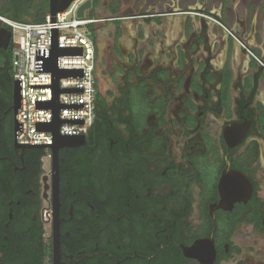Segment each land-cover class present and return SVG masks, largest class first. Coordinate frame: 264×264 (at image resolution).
Listing matches in <instances>:
<instances>
[{
  "label": "flooded vegetation",
  "instance_id": "1",
  "mask_svg": "<svg viewBox=\"0 0 264 264\" xmlns=\"http://www.w3.org/2000/svg\"><path fill=\"white\" fill-rule=\"evenodd\" d=\"M93 8L85 137L0 119V264H264V0Z\"/></svg>",
  "mask_w": 264,
  "mask_h": 264
},
{
  "label": "built area",
  "instance_id": "2",
  "mask_svg": "<svg viewBox=\"0 0 264 264\" xmlns=\"http://www.w3.org/2000/svg\"><path fill=\"white\" fill-rule=\"evenodd\" d=\"M89 0H73L68 8L53 18L50 13L40 23L21 22L0 16L3 26L12 32L15 80L19 81L21 103L16 118L17 142L21 145H45L54 141L51 130L40 125L59 124L65 136L87 133L95 119V44L90 25L98 19L79 17V8ZM57 31L59 48H81L82 52L62 54L57 58L59 70L80 71L77 76L61 77L59 87L71 89L55 95L54 72L47 69ZM44 104L39 106V104Z\"/></svg>",
  "mask_w": 264,
  "mask_h": 264
},
{
  "label": "water",
  "instance_id": "3",
  "mask_svg": "<svg viewBox=\"0 0 264 264\" xmlns=\"http://www.w3.org/2000/svg\"><path fill=\"white\" fill-rule=\"evenodd\" d=\"M73 0H49V13L50 15L55 18L56 14L58 12H62L68 8V6L71 4ZM93 8V0L87 1L85 4H83L78 11V16L79 17H84L85 16V10H89ZM12 39V32L4 27H0V48L7 49L10 46ZM81 53L82 49L81 48H59L57 46V31L54 32V45L52 49V55L51 58L49 59L47 69L52 70L55 75L56 79V85H55V95L56 98H58L59 94L63 91H72L71 89H62L59 87L58 80L61 77H67V76H77L80 74V71H73V70H68V71H63L59 70L57 68V58L59 55L62 54H75V53ZM13 103H12V109L15 115V120H14V132H15V146L16 147H22V148H38V149H44L47 146L45 145H28L24 146L21 145L17 142L16 138V132L18 129V122H17V112L20 107L21 103V93H20V85L18 80H14L13 83ZM44 104H39V106H43ZM61 121H57L55 124H50V125H40L39 128L41 130H51L54 133V141L51 145L48 147L51 149L53 159H54V165H56V162L58 163V148L61 146H70L74 145L75 142H80L85 135H79V136H65L61 135L59 132V124Z\"/></svg>",
  "mask_w": 264,
  "mask_h": 264
},
{
  "label": "trees",
  "instance_id": "4",
  "mask_svg": "<svg viewBox=\"0 0 264 264\" xmlns=\"http://www.w3.org/2000/svg\"><path fill=\"white\" fill-rule=\"evenodd\" d=\"M48 14L49 0H0V16L12 20L40 23L46 20ZM0 26H3L1 20ZM14 73V43L11 41L7 49L0 48V119H3L7 132H12L14 125L12 110ZM45 154V150H42L40 157Z\"/></svg>",
  "mask_w": 264,
  "mask_h": 264
},
{
  "label": "rangeland",
  "instance_id": "5",
  "mask_svg": "<svg viewBox=\"0 0 264 264\" xmlns=\"http://www.w3.org/2000/svg\"><path fill=\"white\" fill-rule=\"evenodd\" d=\"M86 16H87V17L96 18V17H98L99 15H98V13H97V10H96V9L94 10V8H93V9H89V10L87 11Z\"/></svg>",
  "mask_w": 264,
  "mask_h": 264
},
{
  "label": "crops",
  "instance_id": "6",
  "mask_svg": "<svg viewBox=\"0 0 264 264\" xmlns=\"http://www.w3.org/2000/svg\"><path fill=\"white\" fill-rule=\"evenodd\" d=\"M92 18V17H91ZM98 22V21H97ZM97 22L96 23H94V24H92V25H90V30H91V32L93 33V31H94V27H95V25L97 24Z\"/></svg>",
  "mask_w": 264,
  "mask_h": 264
}]
</instances>
